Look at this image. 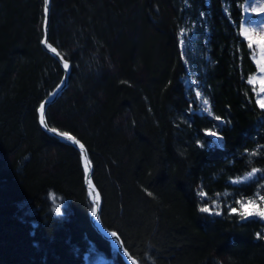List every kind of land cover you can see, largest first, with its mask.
Here are the masks:
<instances>
[{
    "label": "trees",
    "instance_id": "1",
    "mask_svg": "<svg viewBox=\"0 0 264 264\" xmlns=\"http://www.w3.org/2000/svg\"><path fill=\"white\" fill-rule=\"evenodd\" d=\"M49 1L48 40L71 71L46 119L87 149L103 226L139 264H264V219L239 215L264 182L244 0ZM191 23L189 62L218 121L181 81ZM42 26L43 0H0V264H123L90 225L79 152L39 124L62 77ZM251 169L256 181L230 182ZM199 192L237 211L209 216Z\"/></svg>",
    "mask_w": 264,
    "mask_h": 264
},
{
    "label": "rangeland",
    "instance_id": "2",
    "mask_svg": "<svg viewBox=\"0 0 264 264\" xmlns=\"http://www.w3.org/2000/svg\"><path fill=\"white\" fill-rule=\"evenodd\" d=\"M263 2H264V0H245L241 6L242 14H243V22L241 25V31L246 30L248 36L251 37V39L253 41H255V43L253 44V47L250 49L248 47V40L245 39V37L241 35L242 38L244 39V41L246 42L247 48L250 50V56L252 58V63H253L254 68H255V71L247 77V84L251 87V90H252V93L254 96V101L256 104H257L256 101L258 99H260L261 96H264V93H260V90L258 89V87L261 86L262 83L259 84V86H253L252 84H250L248 82V79H249V77H253L254 79L260 78L259 82H260V80H262V82H264V72L260 71V68L264 67V50H262V48H261V45H264V39H261L262 37H264V31L257 29V25L264 24V4H263ZM223 10L225 12L227 11L225 5H223ZM191 24H192L191 27H187V25L182 27L180 29V33H179L180 34L179 35V37H180V40H179L180 41V52H181L182 64L184 65V69H185V72L181 78V81H182V84L184 86L185 94L188 97L192 98L194 100V102L196 103L195 112L197 114L206 115L207 117L214 119L215 121H218L212 115L210 103L208 105L203 104V99H206V98L203 96V94L201 93V91L198 88V82L195 80V76H194L192 67H191L190 62H189L188 52L190 51V49H191V51L193 50V47H192L193 45L189 43V32H192L193 31L192 29H195V24L194 23H191ZM253 53H255V55ZM57 86L54 88V90L57 88ZM253 89H255V91H253ZM54 90L51 92V94L54 92ZM197 93H200L199 97L197 96ZM257 93H259V95ZM257 106L260 108V106L258 104H257ZM205 108H210V111H206ZM262 110H264V109H262ZM210 133H216V135H211ZM210 133L206 134L208 140L210 141V144L221 145V137L218 135V133L215 131H212ZM253 170L254 169H251L244 174H241L237 177L232 178L230 180V182L233 185H243V184H247V183L256 181L257 179H259L261 177V173L258 170L255 173H253L252 176H249L248 174L253 172ZM92 179H93V177H92ZM262 184L263 185L259 186V189L256 191V193H253V196L251 198L244 199L242 202H240V204H239V206H240L239 215L245 209H251L253 207V205L248 204L249 200L254 201L256 207L264 208V200L260 199L261 196H264V182ZM200 193L201 192H199V200L201 201L200 202V205H201L200 210L204 207H207L209 209L208 212H203V213H205L209 216L218 217L221 215V213L224 210H228L229 212H233L232 209H230L231 207L226 206V205H222L221 203H219L218 199L210 200V199H207L205 195L201 196ZM87 195H88V193H87ZM88 199H89V196H88ZM242 204L244 205V207H242ZM90 206H91L90 207L91 208L90 214H91L93 212V206L91 204H90ZM249 218L250 219L251 218L261 219L258 216H252ZM100 220L102 222L101 215H100ZM261 220H263V219H261ZM107 262L108 261H106V259L101 257V258L97 259L94 264H96V263L97 264H107Z\"/></svg>",
    "mask_w": 264,
    "mask_h": 264
},
{
    "label": "water",
    "instance_id": "3",
    "mask_svg": "<svg viewBox=\"0 0 264 264\" xmlns=\"http://www.w3.org/2000/svg\"><path fill=\"white\" fill-rule=\"evenodd\" d=\"M45 0H43V26H42V31H43V38L41 42L42 49L49 54L59 65L61 71H62V77H61V82L57 86V88L54 90V92L45 100L42 101L41 104H44V119H45V124L41 123V113H40V106L38 108V120L39 124L42 128V130L48 134L49 136L57 139L59 142L64 143L68 146L73 147L75 150H77L80 154L81 157V167L83 170V183H84V188L88 193L89 196V202L93 206V209H95V215H93V212L89 216V222L93 228V230L96 232L98 236H100L104 241L109 243V245L114 249L116 252V255L121 259L123 264H139V262L131 256V254L125 249L123 241L121 237L112 230L106 229L101 220H100V215H101V206H102V201H101V196L96 188L94 182L92 181L93 177V167L92 164L89 160V155L87 152V149L84 146V149L82 150L80 148L81 142L79 144L74 143L71 140L66 139L65 137L61 136L60 133L57 130L51 131V128L46 119V110L49 106H51L54 102L58 100V98L61 96V94L64 92V90L67 87L68 84V77H69V70L70 66L68 65V68L66 69L64 67V64L66 62L61 55L55 50L52 51L53 47H49V15H50V1L48 0L47 3V12L45 11ZM76 139V138H75ZM77 140V139H76ZM78 141V140H77ZM82 151L84 155H82ZM115 233L116 235L113 236L112 234Z\"/></svg>",
    "mask_w": 264,
    "mask_h": 264
},
{
    "label": "snow or ice",
    "instance_id": "4",
    "mask_svg": "<svg viewBox=\"0 0 264 264\" xmlns=\"http://www.w3.org/2000/svg\"><path fill=\"white\" fill-rule=\"evenodd\" d=\"M47 3H48V0H45V5H46V6H45V11H46V12H47V10H48V9H47ZM241 35L244 36L245 39L248 40V47L251 49V48L253 47V44L255 43V41H253V40L251 39V37L248 36L246 30H242V31H241ZM261 39H264V37H262ZM49 47H51V46H49ZM261 48H262V50H264V45H261ZM52 51H55V49L53 48ZM253 54L255 55V53H253ZM64 67L67 69V68H68V64L65 63V64H64ZM260 71H261V72H264V67H261V68H260ZM253 79H254L253 77H249L248 82H249L250 84H252ZM253 91H255V89H253ZM260 93H264V87H262V88L260 89ZM257 94L259 95V93H257ZM197 96L199 97V96H200V93H197ZM256 102H257V104L260 106L261 109H264V96H261L260 99H258ZM203 104H204V105H208V104H209V101H208L207 99H203ZM44 107H45V105H44V104H41V106H40L41 117H40V118H41V123H42V124H45V126H46L45 119H44ZM205 110H206V111H210V108H205ZM216 119H220V118H219V117H216ZM51 131H55V129H51ZM210 134H211V135H216V133H210ZM60 135L63 136V137H65V138L68 139V140L73 141L74 143L79 144V141H77V140L75 139V137L71 136L69 133L64 132V133H60ZM80 148L83 150V149H84V145H83V144H80ZM82 155H84L83 151H82ZM256 171H258V170L254 169L253 172L249 173L248 175H249V176H252L253 173H255ZM200 195H201V196H204L205 193L201 192ZM260 199H261V200H264V196H261ZM248 204H249V205H253V207H252L251 209H245L244 211H242V212L240 213V215L242 216V218L247 219V218L252 217V216H258V217H260L261 219H264V208H258V207H256V206H255V202L252 201V200H249V201H248ZM242 207H244L243 204H242ZM201 211H202V212H208L209 209H208L207 207H204V208L201 209ZM232 211H233V212H236L237 209H236V208H233ZM93 215H95V209H93ZM112 235L115 236L116 234L113 233ZM258 238L264 239V236H259V234H258Z\"/></svg>",
    "mask_w": 264,
    "mask_h": 264
},
{
    "label": "bare ground",
    "instance_id": "5",
    "mask_svg": "<svg viewBox=\"0 0 264 264\" xmlns=\"http://www.w3.org/2000/svg\"><path fill=\"white\" fill-rule=\"evenodd\" d=\"M263 4H264V2H263ZM257 29H259V30H261V31H264V24H262V25H257ZM49 46L53 47L52 45H50V43H49ZM53 48L58 52V50H57L55 47H53ZM58 53H59V52H58ZM68 65H69V63H68ZM69 66H70V65H69ZM70 71H71V70H69V74H70ZM68 79H69V77H68ZM259 79H260V78H258V79H257V78L254 79L253 82H252V85H253V86H259V84L262 83L261 86L258 87V89L260 90L262 87H264V82H262V80H260V82H259ZM49 96H50V95H49ZM49 96H48V97H49ZM48 97H47V98H48ZM45 99H46V98H45ZM45 99H44V100H45ZM41 103H42V102H41ZM54 103H55V102H54ZM112 249H113V248H112Z\"/></svg>",
    "mask_w": 264,
    "mask_h": 264
}]
</instances>
